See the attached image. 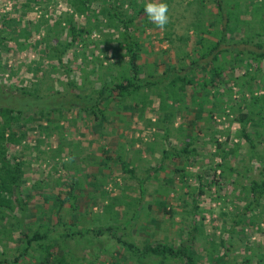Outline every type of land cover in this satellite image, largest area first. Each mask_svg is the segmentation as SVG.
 I'll return each mask as SVG.
<instances>
[{
	"label": "rangeland",
	"instance_id": "374dc122",
	"mask_svg": "<svg viewBox=\"0 0 264 264\" xmlns=\"http://www.w3.org/2000/svg\"><path fill=\"white\" fill-rule=\"evenodd\" d=\"M22 1L19 0L20 4ZM163 2L168 4L170 17L165 29L153 26L140 32L139 60L143 68H150L155 62V73L167 64L178 63L179 48L188 52L193 45V26L197 19L214 13L215 9L212 0ZM9 8L10 0H0V12ZM64 9L70 11L64 0H41L30 5L24 17L33 23L39 15L52 21ZM34 26L39 28L41 24ZM114 30L111 25L103 26L98 33L91 31L90 36L96 42H89L85 49L87 67L94 63L99 72L110 71L112 67L108 62L117 55L110 53L109 47L105 49L114 42L115 35L110 41L107 39ZM40 35L31 34L27 40L41 38ZM24 42L13 46L14 50H0V68L19 64L15 74L4 70L1 82L26 84L31 74L38 76L40 67L33 69L34 65H30L36 58L35 48L32 42L30 47ZM62 58L69 68L67 74H79L78 67L83 65L80 55L73 56L68 50ZM51 61L54 60L47 58L44 64ZM260 64L264 69V64ZM57 68V72L51 71L42 80L41 86L56 87L64 83L66 74L63 68ZM256 74L258 78L264 77L261 70ZM143 93L138 105L128 98H122L119 103L111 101L103 111V120L77 109L66 112V118L59 120V129L48 128L46 134L37 127H30L22 143L13 147L25 162L23 185L29 201L40 198L28 192L33 179H39L40 187L50 191L43 200L45 208L56 206V189L65 187L69 181L73 183L77 208L70 209L73 198L69 197L58 213L61 219L73 221L66 226L67 232L90 229L69 234L63 244L60 241V253L68 264H180L173 259L160 263L141 257L119 241L124 237L115 238L125 236L138 247L156 241L171 245L189 243L196 264H264V204L260 201L255 208L241 214L247 182L261 177L264 126H258L257 134L248 127L254 153L244 139L228 140L232 151L225 163L230 169L220 170L213 163L216 147L212 139L216 136L223 140L224 128L228 127L230 134L236 130L237 121L228 107L223 104V110L215 113V117L206 119L200 114L198 118L189 99L188 107L176 102L174 107L167 103L168 106L161 109L157 95L150 93V89ZM165 110L170 111L167 119H164ZM44 122L50 125L49 121ZM58 140L60 146L56 152ZM183 148L186 149L181 151ZM213 169L220 175L212 182ZM52 210L46 212L50 222L54 221ZM243 217L247 222L237 223ZM93 228L103 230L94 234ZM57 229H61L60 225L53 227L50 235ZM11 237L7 236L6 243L12 244ZM65 245L69 249H65ZM27 263L36 264L28 256L18 264Z\"/></svg>",
	"mask_w": 264,
	"mask_h": 264
},
{
	"label": "trees",
	"instance_id": "16d2710c",
	"mask_svg": "<svg viewBox=\"0 0 264 264\" xmlns=\"http://www.w3.org/2000/svg\"><path fill=\"white\" fill-rule=\"evenodd\" d=\"M40 1L23 0L20 4L19 0H10V8L0 12V50L11 51L25 39L23 44L29 46L32 42L36 52V58L30 65H34L33 69L40 67L38 76L31 74L26 84L0 81V264H18L25 260V256L36 264H68L58 243L61 241L63 244L73 232L83 233L90 229L67 232L66 226L73 221L61 219L58 213L69 197L73 198L69 203L70 209L77 208V194L72 181L55 190L52 222L48 221L46 214L52 208L43 205L45 195L50 191L40 187L39 179H33L28 192L38 194L40 198L33 201L26 198L23 185L25 162L13 147L22 143L30 127H37L39 132L48 134V128L59 129V120L63 121L65 113L74 109L90 112L98 116V120H103V111L111 101L119 103L122 98H128L132 104L138 105L147 89L158 96L159 108L164 109L167 103L174 107L176 102H181L183 107L193 105L198 118L200 114H204L206 119L215 117L225 104L237 126L232 134L228 127L224 128L223 140L216 136L212 139L218 159L215 158L214 166L223 170L230 169L225 163L232 151L227 141L232 137L242 138L254 153L248 127L257 134L258 126H264V77L258 78L256 74L258 70L264 74L260 64H264V0H212L214 13L197 19L195 25L199 28L193 26L195 38L189 51L179 48L178 63L167 64L157 73L154 72L155 62L151 63L153 68H143L139 60L142 50L140 32L145 27L156 26L144 13L147 0H64L70 11L64 9L52 21L39 15L33 23L24 17V13L30 5ZM34 24H41V27L36 28ZM111 25L116 30L111 31L107 39L110 41L113 35L115 38L105 51L109 47L110 53L117 56L108 62L112 67L110 71L99 72L96 64L87 67L84 63L85 49L89 42H96L90 36L91 31L98 33L103 26ZM35 33H40L41 38L27 40ZM9 40L12 42H7ZM68 50L73 52V56L80 55L83 65L78 67L80 72L77 75L67 74L69 68L62 57ZM47 58L54 61L46 64L49 69L45 72L44 61ZM89 60L93 59L89 57ZM56 66L63 68L66 74L64 83L56 87L41 86L51 71L57 72ZM18 67L19 64L12 63L9 68H0V75L4 70L10 75L15 74ZM93 77L98 78L97 81ZM169 114L170 111L165 110L164 119ZM44 121H49L50 125ZM56 144L57 152L59 140ZM259 166L261 177L259 180L250 178L247 182L241 214L255 208L260 201L264 204V165L260 163ZM214 171L210 178L212 182L220 175ZM141 181L140 178L139 188ZM239 222L243 225L247 220L243 217ZM56 225L61 229L50 235ZM105 229L109 232V227ZM102 230L92 229L94 234ZM9 235L12 236V244L6 243ZM118 237H124L119 241L141 257L160 263L173 259L180 264H196L189 243L171 245L156 241L138 247L125 236H115ZM65 246L69 249L68 245ZM7 249L11 251L7 252Z\"/></svg>",
	"mask_w": 264,
	"mask_h": 264
},
{
	"label": "clouds",
	"instance_id": "9594fccd",
	"mask_svg": "<svg viewBox=\"0 0 264 264\" xmlns=\"http://www.w3.org/2000/svg\"><path fill=\"white\" fill-rule=\"evenodd\" d=\"M144 13L148 21L161 30L165 29L170 22L169 7L163 0H149L144 5Z\"/></svg>",
	"mask_w": 264,
	"mask_h": 264
}]
</instances>
